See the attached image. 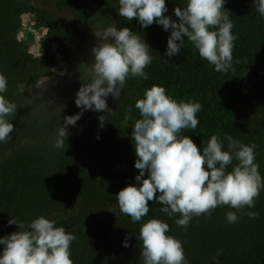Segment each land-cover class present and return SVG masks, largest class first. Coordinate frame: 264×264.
<instances>
[{
  "label": "trees",
  "instance_id": "1",
  "mask_svg": "<svg viewBox=\"0 0 264 264\" xmlns=\"http://www.w3.org/2000/svg\"><path fill=\"white\" fill-rule=\"evenodd\" d=\"M224 8L234 25L232 34L238 37L232 53L235 71L216 72L197 51L190 57L181 53L167 57L168 34L152 24L136 34L153 58L144 69L148 79L130 76L119 100L106 98L111 113L84 110L72 126L65 125L64 118L82 111L69 91L83 82L82 60L75 55L79 32L58 23L53 14L36 10L34 0H0V74L7 79V91L0 95L17 105L16 114L7 117L14 131L0 142V238L20 230L9 225V219L27 227L43 216L75 235L70 247L73 264H142L139 229L149 219H160L169 225L167 234L182 241L188 264H216L217 253L219 264H264V189L254 208L219 206L210 218L193 217L187 230L175 223L180 214L170 218L155 201L148 202L149 213L134 223L121 213L116 200L124 187L139 186L131 137L133 122L140 118L135 101L152 85L163 87L177 102L202 105L197 128L182 132L201 152L214 134L224 142L225 151V133L246 145L254 143L255 163L264 178V17L255 10L254 0H225ZM73 10L80 23L91 17L81 4ZM28 12L36 13V23L55 34L69 67L62 89L46 100L20 90L46 75L52 65L47 52L34 57L17 40L21 17ZM129 107L132 120L125 122ZM100 116L104 118L99 120ZM61 126H66L68 136L56 149ZM236 163L233 160L227 171ZM112 208H117L116 216L106 214ZM230 211L239 217L237 223L227 222ZM248 212H258L259 218H249ZM126 239L129 246L123 247Z\"/></svg>",
  "mask_w": 264,
  "mask_h": 264
},
{
  "label": "clouds",
  "instance_id": "2",
  "mask_svg": "<svg viewBox=\"0 0 264 264\" xmlns=\"http://www.w3.org/2000/svg\"><path fill=\"white\" fill-rule=\"evenodd\" d=\"M120 17L127 21L137 20L142 28L156 23L170 31L165 55L173 57L190 42L201 59L214 66L218 73L235 71L232 66L234 27L225 10V0H186V5L173 9L178 22L165 16L168 11L165 0H118ZM255 10L264 17V0H254ZM215 29V30H211ZM98 43L91 49L93 62L87 66L89 82L82 84L76 93L75 105L82 111L65 117V125L74 126L84 110L111 113L106 98L119 100L127 79H148L144 71L152 63L149 46L128 27L117 29L115 25L96 31ZM238 62V61H237ZM165 63H168L165 61ZM63 74V73H61ZM7 91V79L0 74V93ZM139 119L134 120L131 137L137 159L134 167L139 171L135 181L116 195L118 208L131 221L140 222L150 208L149 201L163 205L162 213L175 220L177 226L187 230L193 217L206 215L219 206H230L237 211L254 208L256 198L264 189L259 164L255 163L256 145L244 144L227 133V151L218 135H212L203 151L186 135L184 130H195L199 124L197 113L202 110L198 102H177L166 95L161 86L145 89L143 97L135 101ZM17 105L0 95V142L10 139L14 131L7 117L16 114ZM104 116H100L102 120ZM125 122L132 120L128 108ZM66 126L58 130L54 147L65 145ZM237 163L231 171L229 165ZM147 173V178H143ZM157 193L159 195L157 196ZM249 218H259L258 212H248ZM228 223H237L236 212L226 213ZM9 225L20 229L0 238V264H73L70 252L75 235L64 227L56 226L55 220L43 216L33 219L27 227L23 222L9 219ZM169 225L160 219H149L141 224L140 257L142 264H188L183 243L168 235ZM128 247L127 239L122 244ZM217 253L214 260L219 264Z\"/></svg>",
  "mask_w": 264,
  "mask_h": 264
},
{
  "label": "rangeland",
  "instance_id": "3",
  "mask_svg": "<svg viewBox=\"0 0 264 264\" xmlns=\"http://www.w3.org/2000/svg\"><path fill=\"white\" fill-rule=\"evenodd\" d=\"M180 3V0H165L168 11L165 16L171 17L174 22H178V18L174 16L173 9L176 7L183 8L186 0ZM77 4L85 7L86 11H90L91 17L86 24L80 23L74 16L73 8ZM34 7L38 11L46 12L54 15L58 23H66L70 29L76 31L78 38L75 39L77 49L76 57L82 60L81 72L83 82L73 85L69 91L70 96L76 97V93L82 84L89 82L87 75V66H91L93 56L91 49L98 43L95 37L96 31H103L108 26L115 25L117 29L128 27L133 34L142 33L147 28H142L137 20H125L119 16L118 0H34ZM46 22V20H43ZM126 24V26H125ZM153 25H158L153 23ZM170 36V31H165ZM17 40L21 46L34 57H42L46 52L47 57L52 61L50 70L46 75L39 76L34 82L24 84L20 90L25 93H31L41 100H46L53 96L58 90L62 89L66 83V76L69 73V67L63 61L58 51L55 41V34L50 33L48 28L36 23V13L28 12L22 15L20 27L16 33ZM184 45L180 53L185 57H190L196 53L193 45L184 38ZM63 73V74H61ZM110 216H116L117 208H112L106 212Z\"/></svg>",
  "mask_w": 264,
  "mask_h": 264
}]
</instances>
